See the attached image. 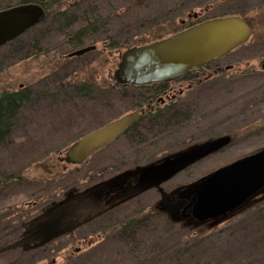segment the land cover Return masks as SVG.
Instances as JSON below:
<instances>
[{
    "label": "rangeland",
    "instance_id": "374dc122",
    "mask_svg": "<svg viewBox=\"0 0 264 264\" xmlns=\"http://www.w3.org/2000/svg\"><path fill=\"white\" fill-rule=\"evenodd\" d=\"M90 2L95 12L89 17L97 20V28L92 40L81 47L94 45L93 50L67 56L70 47L66 39L48 30L52 28L48 23L40 22L34 25L41 32L36 45L31 40L29 28L18 36L17 51L0 49V95L14 91L29 94L22 108V121L13 135L0 144V247L17 236L21 230L19 222L22 224L27 218L34 221L39 216L44 218L48 208L63 195L65 198L70 194L68 190L77 192L116 173L118 175L113 176L111 182L120 183L137 170L136 165L156 162L220 135H234L233 141L223 150L195 162L161 185L163 190L174 192L242 155L264 148L263 116L259 117L261 120L244 117L248 106L259 111L263 108L260 102L264 100V81L240 78L239 84L232 83L214 92L193 87L177 97L175 119L166 115L163 119L155 118L154 124L146 123L144 127L138 124L142 129L137 133V128L134 137H119L80 165L61 162L59 158L69 144L131 112L135 102L141 100L143 91L137 94L134 90L112 87L111 75L119 54L127 46L150 43L186 28L180 20L186 19L188 12H199L211 4L199 19L222 14L244 18L251 28V36L226 58V64L242 57L243 61H249V66L239 69L264 74L259 66L264 58V0ZM236 69L237 66L233 70ZM77 86H86L89 90L78 93L75 92ZM158 196L157 190H150L120 206L117 215L146 214ZM33 202L35 206L31 207ZM52 202L55 203L49 206ZM259 208L247 209L209 228L171 224V253L154 256L155 263L264 264V203L262 209ZM91 231L87 226L76 229L73 236L78 243L75 239L73 243L70 239L56 238L50 245L66 246L67 252L76 247L83 250L99 246L96 238L87 235ZM186 247L187 250H183ZM87 256L84 251L74 256L70 254L69 258L74 264L132 262L125 250L121 253V261L106 258L101 253L92 255L89 260ZM19 257V250L5 252L0 254V264H30V257ZM57 262L62 260L57 259Z\"/></svg>",
    "mask_w": 264,
    "mask_h": 264
},
{
    "label": "flooded vegetation",
    "instance_id": "af4514ba",
    "mask_svg": "<svg viewBox=\"0 0 264 264\" xmlns=\"http://www.w3.org/2000/svg\"><path fill=\"white\" fill-rule=\"evenodd\" d=\"M211 7L212 6L210 4L209 6H205L199 12H188L186 14V19L180 20V23L189 27L201 22L202 20H207L208 18H204L202 20L199 18ZM224 16L230 15L222 14L210 17L209 19ZM15 42L18 43L19 39L15 40ZM240 46L241 45L236 48ZM236 48L231 50L225 56L204 65V69L199 72H190L172 80L152 82L144 85H133L129 83L118 84L112 79L114 82L112 87H116L121 90H134L137 94L143 91L141 92V100H137V102H135L133 107L134 110H132L140 112L138 119L133 123L142 124L143 127L146 123L154 124L156 123V120L149 117L150 115L156 112L157 115L162 112H167L170 107H174L177 97H180L183 92L188 91L193 87L202 89L203 92H205V90L208 92L213 90L214 92L218 89H226L227 87L225 86L232 83L239 84V80H241L240 78L260 79L263 82L264 74H255L253 71L246 73V71L239 69L241 67L247 68L249 66V61H243L242 57L234 59L232 64H226V58L231 56V53ZM263 59L264 58H262V60ZM235 65L237 66V69L233 70L236 67ZM261 73H264V71L261 70ZM218 84L223 85L220 87ZM200 97L201 94L197 97V99ZM262 106L263 108L260 109V111L257 108L251 109V106H248V110L244 117L248 120H252L260 119L259 117L263 116L261 119H264V115L261 114V111L264 110V100L260 102V107ZM174 108L176 109L177 107ZM168 122H170V120H168L167 123ZM133 123H131L119 137H127L130 126ZM142 126H136L133 131L136 133L138 128L137 133L140 132ZM9 137L10 136L4 138L0 144H4ZM219 138H227L226 143L220 145L217 149L211 151L205 157L213 154L214 152L223 150L233 141L232 139L235 137L234 135L224 134L209 141H205L204 143L201 142L200 145ZM179 151L173 152L172 154ZM258 151L259 150L242 155L227 164ZM147 164L149 163H145L143 166ZM143 166L136 165L134 168L138 167V170L139 167ZM209 173H206L205 175H208ZM116 175H118V173L113 176ZM113 176L90 184L85 188L78 190L79 192H74V189L68 190L70 194H67L65 198L63 195L56 204H54L55 202H52L49 206L54 205L48 208L47 214H45L46 216L42 219L39 216V218L34 221L30 220L31 218H27L22 221V224L19 222L18 225L21 230L17 233V236L13 238V240L0 247V254L19 250L21 255L19 258L22 259L30 257V264H74L72 259L69 258L70 254H73L74 256L75 254L86 251V255H88L86 258L89 260L92 258V255L101 253L105 255L106 258L111 257V259H115V261H121V253L123 254V250H125L129 260L132 261L131 264H156L154 256H160V254L165 255L167 253L169 255L171 253L172 245L169 235L171 231V224H179L181 226L182 224L184 225L187 223L191 225L194 224L197 227L209 228L217 222H222L230 217L234 218L239 216L247 209L256 208L257 206V208L260 207L258 210H261V206L264 203V187H262L249 196L243 204L239 205L232 211L225 213L224 215H218L215 218L206 220H198L191 215L182 217V214H190L191 212V207H187L188 201L178 199L171 194L172 192L163 190L161 188V185L164 183L163 182L158 186L151 187L109 205L107 202L110 197L123 186L122 181L120 183L111 182V178ZM153 189L157 190L159 196L152 203V209L148 213H137L135 215H128L125 217L121 215L122 218L117 215V211L120 206ZM30 206H35V203H31ZM184 208H186V210H184ZM28 223L29 225L27 226ZM85 226L92 230L87 235L92 238H96L97 241L95 243L100 244L99 246H88L83 248V250H80L81 247H76L73 251L67 252L68 247L66 246L60 247L50 245L56 238L70 239L73 243L75 239L78 243L79 240L73 236V233L76 229ZM192 234L195 235L196 232H192ZM88 244L91 245V242ZM183 250L186 251L187 247ZM57 259L62 260V262H57Z\"/></svg>",
    "mask_w": 264,
    "mask_h": 264
},
{
    "label": "water",
    "instance_id": "95a60500",
    "mask_svg": "<svg viewBox=\"0 0 264 264\" xmlns=\"http://www.w3.org/2000/svg\"><path fill=\"white\" fill-rule=\"evenodd\" d=\"M45 15L44 8L34 2L0 9V47L41 22ZM250 36V26L238 15L207 19L165 38L127 46L119 54L111 77L115 83L133 85L172 80L202 71L204 65L225 56ZM94 48V45L80 47L67 56H79ZM259 66L264 71V59ZM139 113L131 111L84 134L67 146L60 160L72 165L84 163L93 153L112 144L138 119ZM226 141L227 138H219L140 167L122 181L123 186L107 204L158 186ZM262 187L264 148L219 167L171 194L188 201L187 207H191L190 214H182V217L191 215L198 220H206L232 211Z\"/></svg>",
    "mask_w": 264,
    "mask_h": 264
},
{
    "label": "trees",
    "instance_id": "16d2710c",
    "mask_svg": "<svg viewBox=\"0 0 264 264\" xmlns=\"http://www.w3.org/2000/svg\"><path fill=\"white\" fill-rule=\"evenodd\" d=\"M35 2L40 4L45 12L46 18L40 23H48L52 28H48L51 32H55L60 37L66 39V45L69 46V52L75 50L85 44L86 41L92 40V35L96 31V19H90L89 15L94 16V5H91L90 0H73L68 3V0H0V9L12 6L14 4ZM89 3L90 5H88ZM91 11H89V7ZM91 12V13H90ZM95 17L97 15L95 13ZM94 17V18H95ZM37 26H33L29 29L32 33L31 40H34V45L37 44L39 36L41 37L40 30H37ZM31 30V31H30ZM35 37V39H34ZM20 37H16L10 42H7L0 49L11 48L17 51L18 44L15 40ZM114 45V44H113ZM83 88L82 90H77ZM85 88V89H84ZM89 88L86 86H77L75 92L86 93ZM29 94L23 91L3 92L0 95V142L8 137L12 136L14 129L22 121V108L24 103L28 100ZM177 110L174 107H170L167 112L157 115V112L149 117L163 119L166 115H171L172 119L176 118ZM174 115V116H173ZM138 123H133L130 126V130L127 136L136 135L133 131ZM60 148V147H59Z\"/></svg>",
    "mask_w": 264,
    "mask_h": 264
},
{
    "label": "bare ground",
    "instance_id": "6f19581e",
    "mask_svg": "<svg viewBox=\"0 0 264 264\" xmlns=\"http://www.w3.org/2000/svg\"><path fill=\"white\" fill-rule=\"evenodd\" d=\"M32 27H33V26H32ZM22 34H23V33H22ZM14 39H15V38H14ZM12 40H13V39H12ZM12 40H11V41H12ZM9 42H10V41H9Z\"/></svg>",
    "mask_w": 264,
    "mask_h": 264
}]
</instances>
